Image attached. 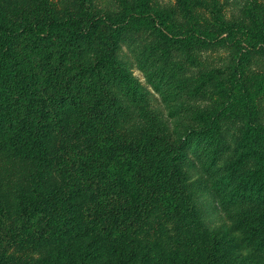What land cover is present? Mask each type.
Returning a JSON list of instances; mask_svg holds the SVG:
<instances>
[{
    "label": "rangeland",
    "instance_id": "rangeland-1",
    "mask_svg": "<svg viewBox=\"0 0 264 264\" xmlns=\"http://www.w3.org/2000/svg\"><path fill=\"white\" fill-rule=\"evenodd\" d=\"M219 2L226 22L235 28L252 26L250 14L264 27V0ZM138 4L146 5L149 13L137 14ZM38 6L59 18L73 16L83 32L80 45L67 57L66 73L75 71L81 53L90 59L112 46L114 58L136 81L127 87L104 73L91 94L102 98L100 113L92 114L91 97L83 92L80 114L74 104L59 109L49 153L41 158L14 151L7 133L0 132V192L7 204L0 223V261L47 264L50 255L57 258L63 250H72L79 256L88 248L90 254L103 251V257L76 258L75 264H122L124 258L132 264H203L218 239L223 242L219 264H264L255 245L246 242L262 206L253 193L237 195L259 164L249 144L241 141L248 119L231 103L227 90L240 55L245 77L264 76V41L240 35L237 29L236 47L191 37L195 28L208 36L214 29L211 17L190 3L195 17L190 22L175 0H0V20L21 30L20 24L33 17ZM161 12L167 15L165 22L157 16ZM175 36L185 44L172 45ZM253 104V121L264 126V95ZM199 110L222 112L220 137L214 142L191 137L180 174L173 166V151L197 126L194 116ZM82 118L95 122L87 133L80 128ZM129 153L144 165L164 169L171 187L160 192L153 183L143 182L141 172H135V183L123 188L106 177ZM173 190L180 193L174 195L178 213L163 203V196ZM38 203L40 210L31 217Z\"/></svg>",
    "mask_w": 264,
    "mask_h": 264
},
{
    "label": "trees",
    "instance_id": "trees-1",
    "mask_svg": "<svg viewBox=\"0 0 264 264\" xmlns=\"http://www.w3.org/2000/svg\"><path fill=\"white\" fill-rule=\"evenodd\" d=\"M175 1L182 17L190 22L195 21L190 3L206 10L211 17L214 29L206 32L208 36L202 34L200 28H195L193 30L195 34L191 37L195 36L197 39L200 37L205 43L222 41L236 47L238 38L234 35L238 30L240 35H250L264 41V27L255 24L253 14H250L252 26L238 25L235 28V25L226 22L219 0ZM138 7L137 14L149 13L146 5L138 4ZM42 9L46 8L38 6L33 17L25 18L20 24L21 30L7 26L4 20H0V132L7 133V144L14 151L25 150L28 156L37 158L49 153L48 141L59 119L57 118L59 109L74 104L79 114L81 113L79 109V100L83 97L81 92L85 93V98L91 97L92 102L89 107L92 114L96 115L101 112L99 107L102 104V98H93L94 95L91 94L96 88V81H102L104 73H109L112 80L124 82L127 87L134 85L136 81L130 71L114 58L112 46L90 59L85 58L81 53L79 62H76L75 71L66 73L67 57L72 52V48L80 45L83 32L73 22V16L66 19L59 18L53 10L41 12ZM157 16L161 22L166 21V13L161 12ZM22 33V40L18 42V37ZM215 33H218V36H215ZM111 39L115 42L114 38ZM171 41L172 45L185 44L179 36H175ZM34 55L37 60L32 58ZM241 59L240 55L236 65L232 68L231 80H228L230 86L227 90L231 103L236 102L248 119L241 141L249 144V149H252L250 155L258 162L259 167L254 174L251 172L252 177L249 176L238 187L237 195L244 197L253 193L255 200L262 206V210L258 211L257 222L249 228L250 236L246 242L255 245L260 255V262L263 263L264 239L261 237L253 241V237H258L259 234L264 235V126L257 125L253 121L257 116L253 101L256 97L264 95V76L245 77L242 72ZM34 61H36L35 64ZM61 81L63 84H60ZM76 84L78 86H75ZM74 89L77 94L73 92ZM49 91L52 96L47 99ZM61 92L63 93L60 95ZM221 116L222 112L199 110L195 113L194 121L197 126L191 127L181 140L177 141L173 151V166L180 174L182 171L179 163L187 155L186 147L190 138L201 136L209 142H214L220 137ZM94 125L95 122L92 123L85 118H82L80 122V128L85 133L94 128ZM240 145L242 146V143ZM151 167L152 164L144 165L135 154L129 153L127 159H119L109 168L106 177L115 179V182L123 188L135 183V172H141L143 182L153 183L160 188V192L169 189L171 184L168 182L167 174L163 172L164 169L157 170ZM212 169L213 167H208L207 170ZM248 188L249 191H246ZM173 191L172 195L163 196V203L167 208H172L178 213L180 206L178 202H175L174 195L180 193L177 190ZM2 198L3 195L0 192V223H3L7 210V204H3ZM40 205L39 203L34 205L31 209V214H33L31 217H34L40 210ZM219 246H223V242L215 239L208 249L209 255L203 264H219L217 257V252L220 251ZM68 251L63 250L64 254L57 258L50 255L47 264H75L76 258L86 261L91 255L94 257L104 255L103 251L98 254V251L94 250H92L93 254H90L88 248L79 256H75L72 250ZM5 261H9V258L5 257ZM0 264H6V262L0 261ZM122 264H132V259L124 258Z\"/></svg>",
    "mask_w": 264,
    "mask_h": 264
}]
</instances>
